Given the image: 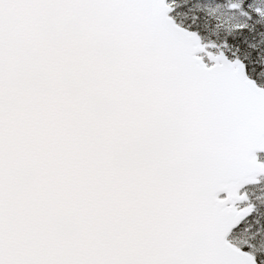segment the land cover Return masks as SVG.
<instances>
[{
	"label": "snow or ice",
	"instance_id": "6c2138e0",
	"mask_svg": "<svg viewBox=\"0 0 264 264\" xmlns=\"http://www.w3.org/2000/svg\"><path fill=\"white\" fill-rule=\"evenodd\" d=\"M0 264H264V0H0Z\"/></svg>",
	"mask_w": 264,
	"mask_h": 264
}]
</instances>
